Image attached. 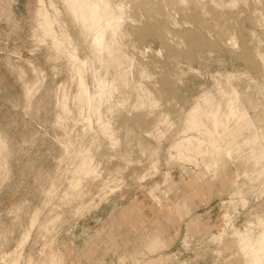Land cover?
Here are the masks:
<instances>
[{
  "label": "rangeland",
  "instance_id": "374dc122",
  "mask_svg": "<svg viewBox=\"0 0 264 264\" xmlns=\"http://www.w3.org/2000/svg\"><path fill=\"white\" fill-rule=\"evenodd\" d=\"M42 1L71 57L38 0H0V264H245L264 234V0H121V52L90 63L81 1ZM96 68L128 85L98 104ZM225 100L254 125L228 119L232 154L197 159Z\"/></svg>",
  "mask_w": 264,
  "mask_h": 264
},
{
  "label": "bare ground",
  "instance_id": "6f19581e",
  "mask_svg": "<svg viewBox=\"0 0 264 264\" xmlns=\"http://www.w3.org/2000/svg\"><path fill=\"white\" fill-rule=\"evenodd\" d=\"M69 1H71V0H63V2H67V3H69ZM76 1L77 0H75V3H76ZM78 1H81V2H77L78 3V5H77V3H76V5L77 6H75V7H77L76 8V10L77 9H80V11H81V6H80V4H82V7H84L85 9H86V15H84L85 14V12L83 11V8H82V14H83V16H82V26L85 28V32H87V34L90 36V38H91V42H90V53H89V55L87 56V58H86V60H85V63L87 62H89V61H92V57L95 59V58H97L98 60H102L103 58H100L99 59V56L101 55H98V53L100 52V51H102V52H105L106 54H108V57H110V58H114V56L116 55V53L117 54H120L119 52H121L119 49H120V45H119V47L117 46V42L118 41H116V39H115V37L117 36V35H119L121 32H122V26H123V23H122V11H123V3L121 2V0L120 1H117V2H113L112 0H78ZM72 2V1H71ZM70 2V3H71ZM74 2V1H73ZM45 3V1H42V0H38V8H37V16H38V26H39V28H41L40 30H42V32H43V36L45 37H50L51 38V42H52V45H53V47L57 50V51H60V52H63V53H66V54H69L68 53V49H67V47H68V45H70L71 44V38H70V36H65L64 34H58L57 33V31H56V28H55V25H56V23H57V21L58 20H56V18H57V16H56V14L58 13L57 12V10H54L55 9V7L54 8H52L53 6H51L50 5V7L53 9V11H54V13L52 14L51 13V11L49 10V8H48V6L47 5H45L44 4ZM72 4V3H71ZM68 6L70 5V4H67ZM74 5V4H73ZM72 6V5H71ZM68 7V11H70L71 13H73L72 15H74L75 16V14L77 13V12H79V10L78 11H76L75 10V8H73V7ZM79 6V7H78ZM84 9V10H85ZM56 11V12H55ZM76 11V12H75ZM81 14V15H82ZM73 16V17H74ZM72 17V18H73ZM76 17L77 18H79L80 17V15H79V17L76 15ZM58 19V18H57ZM79 19V20H80ZM74 20H75V18H74ZM80 20V21H81ZM82 27V29H84ZM87 30V31H86ZM83 31V30H82ZM81 31V32H82ZM35 32V31H34ZM42 32H41V34H42ZM37 33V32H36ZM84 33V32H83ZM66 34V33H65ZM34 35V34H33ZM119 38V37H118ZM117 38V39H118ZM103 50H105V51H103ZM101 52V53H102ZM103 54V53H102ZM105 56V55H104ZM107 56V55H106ZM105 56V57H106ZM118 56V55H117ZM117 56H115V57H117ZM69 57H71L70 56V54H69ZM101 57V56H100ZM76 58H77V56H76ZM75 58V61H77V59ZM107 58V57H106ZM110 58H107V59H109L108 61H110ZM113 58L111 59V60H113ZM74 59V58H73ZM107 59H105L104 58V60H102V61H107ZM83 63V62H82ZM90 63V62H89ZM102 63V62H101ZM103 64V63H102ZM83 65H84V63H83ZM85 65H87V64H85ZM84 65V66H85ZM104 65H105V62H104ZM88 66V65H87ZM93 66V65H92ZM86 67V66H85ZM89 67V66H88ZM107 67V66H106ZM105 67V68H106ZM109 67V66H108ZM111 68V67H110ZM89 69V68H88ZM91 69V72H92V68H90ZM107 69V68H106ZM97 70H99L98 68H96V70H95V73L93 74L92 73V76H94V78H95V80H96V90H95V94L93 93V94H91L90 93V96H94L96 99H97V102H98V104L99 103H102L103 102V100L105 101L106 99H109L108 97L110 96V94L112 93V92H116L115 90H119V88H120V86L121 85H125L126 84V82H125V84H122L125 80H126V77L124 78L121 74H118V75H116L115 74V72H114V76L112 77V79H110V80H107L105 77H109V76H107L108 75V73H106L107 75L105 76V77H102V75H101V77H99L100 75L99 74H97L96 73V71ZM108 70H109V68H108ZM108 70H107V72H108ZM111 70V69H110ZM80 71V70H79ZM99 73V72H98ZM81 75V74H80ZM78 76V84H80L79 86H81L80 88H83L84 86H85V88H86V84H84L85 82L83 81V79H82V76ZM99 75V76H98ZM125 75V74H124ZM104 76V75H103ZM93 78V79H94ZM109 79V78H108ZM125 79V80H124ZM123 81V82H122ZM95 83V82H94ZM128 83V82H127ZM121 84V85H120ZM126 85H128V84H126ZM262 89V88H261ZM82 90V89H81ZM80 90V91H81ZM83 92H84V90H82ZM85 91L86 92H84L83 94H85V93H87V94H85V95H88L89 96V93H88V91L85 89ZM232 91V90H231ZM230 91V92H231ZM236 90H234V92H235ZM238 91V90H237ZM237 91L235 92V93H233V95H232V93H231V95L233 96V97H231V95L229 96V98H233V99H235L234 101H238V102H240V95L239 94H241V93H238L237 94ZM250 91V90H249ZM229 93V92H228ZM81 94H82V92H81ZM81 94H80V96H81ZM146 94H147V92H146ZM150 94L151 93H149L148 94V96H150ZM244 94V93H243ZM261 94H262V92H261ZM85 95H82L83 97L85 96ZM113 95V94H112ZM239 95V96H238ZM82 96H81V98H82ZM90 96H89V98H87V99H93L92 97L90 98ZM147 96V95H146ZM146 96H144L145 98H147ZM113 97V96H112ZM144 97H142V99H143V101H142V103H139L140 105L141 104H143V103H145V98ZM151 97V96H150ZM264 97V96H263ZM80 98V99H81ZM110 98H111V96H110ZM149 99V98H148ZM227 99H228V97H227ZM226 99V100H227ZM110 100V99H109ZM125 100V99H124ZM153 100H155V98L153 99ZM152 100V101H153ZM225 100V101H226ZM229 100V99H228ZM230 100H232V99H230ZM242 101H243V99H241ZM258 100V99H257ZM100 101V102H99ZM102 101V102H101ZM108 101V100H107ZM106 101V102H107ZM140 101V102H141ZM221 100H219V102H220ZM224 101V102H225ZM234 101H231V102H233L234 103ZM249 101H251V100H249ZM89 102H91L90 100L88 101V103ZM93 102V101H92ZM96 102V101H95ZM94 102V103H95ZM155 102H156V100H155ZM154 101H153V103H155ZM219 102L216 104L217 106L219 105L220 107H222L221 105L222 104H219ZM227 102H230V101H226L225 103H227ZM230 102V103H231ZM238 102H236V103H238ZM247 102V101H246ZM262 102V101H261ZM152 103V102H151ZM152 103V104H153ZM221 103V102H220ZM230 103H228V104H225L226 105V109H224V110H226V113L224 112L223 114L221 113V115H223V116H225V118H221L220 119V116L221 115H219L220 114V111L219 110H222L223 109V107H222V109H220V108H218V107H216V108H218L217 110L219 111V113H218V111H217V113H218V117H217V113H216V109L215 108H213V109H215V110H213L214 111V115H213V113H211V116L213 117V119H212V117L209 115V113L211 112H207L206 114L207 115H209V116H206V117H210V120H211V122H209V121H207L206 120V122H208V123H210V127H209V129H207V128H205V131H208V133H206V134H208V135H210L209 137H211V136H218V137H216V139L217 140H211V138L209 139V140H211L212 142L213 141H216V144L218 145L219 144V142L217 143V141L218 140H222V142H221V144H219L218 145V147L216 146L215 147V145L216 144H214L213 146H210V145H212V144H210V143H208L209 144V146L210 147H206V146H208V144L205 146L206 148H209V149H207V151L206 152H203V151H201L200 150V152H202V153H200L199 151L198 152H196V153H199V155H196V157H197V159L198 158H200L201 156H204V155H211L212 156V154L214 155V153H218V155H219V153L220 152H222V151H225V153L227 154V155H231L232 154V150H233V148H232V150H231V146H232V142H233V139L235 138H233L232 137V135H233V132L235 131V130H233L230 126V124H229V126L227 125H225V123L227 122V120L228 119H230L228 122L230 123V121H231V119L232 118H237L239 121L243 118L244 120L242 121L243 123H244V121L248 124L249 122H250V118H249V115L247 114V111L245 110V108H244V110H245V112L244 111H242L243 113H244V115H242V114H240L241 113V111L239 112V114H238V112H237V110H240L239 109V106H238V104H237V106H238V108H237V106H235L236 105V103L235 104H233V103H231L232 105H229ZM251 103V102H250ZM250 103H247L248 105L250 104ZM157 104V103H156ZM252 104V103H251ZM92 105V104H91ZM96 104H94L93 105V109H96V110H94V113L96 112V116H97V114L99 113V112H101L100 110H99V112L97 113V107H98V105H97V107L96 108H94V106H95ZM215 105V106H216ZM227 105H228V107H227ZM245 105V104H244ZM262 105V104H261ZM263 106H264V103H263ZM236 108H237V110H236ZM248 108H249V106H248ZM98 109H99V107H98ZM251 109V108H250ZM255 109V108H254ZM241 110H243V108L241 109ZM252 110V109H251ZM258 110V109H257ZM223 111V110H222ZM221 111V112H222ZM261 112V111H260ZM102 113V112H101ZM100 113V114H101ZM246 113V114H245ZM238 114V115H237ZM237 115V116H236ZM236 116V117H235ZM260 116V115H259ZM222 117V116H221ZM242 117V118H241ZM241 118V119H240ZM97 119V118H96ZM255 119V118H254ZM98 124H100L102 127L101 128H103V130H104V128L106 129L107 127V123H108V121L106 122L105 120H103L102 119V114L101 115H98ZM209 120V119H208ZM203 120H201V122H202ZM262 121V120H261ZM97 122V121H96ZM225 122V123H224ZM232 122V121H231ZM252 122V121H251ZM250 122V123H251ZM203 123V122H202ZM208 123H206V124H208ZM212 123V124H211ZM223 123V124H222ZM253 123V125H254V122H252ZM196 124V123H195ZM204 124V123H203ZM227 124V123H226ZM262 124V123H261ZM225 125V126H224ZM237 125V124H236ZM249 125V124H248ZM247 125V126H248ZM99 126V125H98ZM109 126V125H108ZM206 126V125H205ZM208 126V125H207ZM246 126V127H247ZM250 126V125H249ZM256 126H257V124H256ZM256 126H255V128H256ZM220 127H222V128H220ZM230 129H229V128ZM237 128H238V125L236 126ZM251 127V126H250ZM261 127V126H260ZM259 127V128H260ZM221 130H219V129ZM207 129V130H206ZM253 129V128H252ZM261 129V128H260ZM102 130V129H101ZM107 130V129H106ZM259 130V129H258ZM262 130V129H261ZM264 130V129H263ZM105 131V130H104ZM249 131V130H248ZM252 132H253V130H252ZM240 133V132H239ZM238 133V134H239ZM242 133V132H241ZM235 134V133H234ZM254 134H255V131H254ZM236 135H237V133H236ZM249 135V134H248ZM247 135V136H248ZM257 135H258V133H257ZM261 135H263L264 136V132H263V134H261ZM238 136V135H237ZM245 136H246V134H245ZM251 136V135H250ZM208 137V138H209ZM219 138V139H218ZM233 138V139H232ZM4 138H2V137H0V140H1V142H2V140H3ZM214 139H215V137H214ZM238 139V138H237ZM209 140H208V142H209ZM247 142H250L249 144H251V143H256L257 141H258V143H259V140H258V136H252V138L251 137H248V138H246L245 139ZM263 140V139H262ZM5 141V140H4ZM3 141V142H4ZM246 141H244L243 140V142H245V143H247ZM261 142L262 141H260V144L258 145V147H257V149H255L254 150V147L252 148L253 150H250L251 152H252V156L250 155L249 157H254V159H260L261 157L262 158H264V146H262L263 144H261ZM264 142V141H263ZM5 144H7L6 143V141L4 142ZM214 143V142H213ZM248 144V143H247ZM4 145V144H3ZM90 145H92V144H90ZM253 145V144H252ZM251 145V146H252ZM248 146V145H247ZM257 146V145H256ZM205 147L203 148V149H205ZM87 149L88 150H90L88 147H87ZM179 148H178V151H176L177 153L179 152ZM205 151V150H204ZM195 153V154H196ZM224 153V152H223ZM224 153V155H226ZM221 154V153H220ZM217 155V154H216ZM188 156H190L191 157V155H188ZM188 158L189 160L191 159V161L193 160L192 158ZM193 157H194V155H193ZM196 157L194 158V160L196 159ZM256 157V158H255ZM213 158H214V156H213ZM250 158V159H251ZM260 159L261 161H263V159ZM186 159H187V157H186ZM196 159V160H197ZM212 159V158H211ZM203 160V159H202ZM213 160H215V159H213ZM230 160V159H229ZM231 160H232V158H231ZM230 160V161H231ZM255 161V160H254ZM202 162V161H201ZM213 162V161H212ZM257 162H260V161H257ZM199 163H200V161H199ZM215 163H216V161H215ZM214 162H213V164H214V166H215V168H216V164H215ZM190 166V165H189ZM199 166V164L197 163V166L196 167H198ZM201 166V165H200ZM208 165H206V168H208L207 167ZM205 167V166H204ZM191 168V167H190ZM205 168V169H206ZM215 168H214V170H215ZM192 169V168H191ZM225 169V168H224ZM208 170H209V168H208ZM210 171V170H209ZM264 171V170H263ZM208 173H210V172H208ZM226 173V172H225ZM187 175H189V174H187ZM260 175V174H259ZM264 175V174H263ZM261 176V175H260ZM259 176V177H260ZM258 179V178H257ZM264 182V181H263ZM262 182V183H263ZM232 187H233V185H232ZM261 188V187H260ZM234 190V189H233ZM232 190V191H233ZM235 193V192H234ZM233 193V194H234ZM263 194V193H262ZM230 195V194H229ZM236 197V196H235ZM260 197V196H259ZM158 198V197H157ZM242 198V197H241ZM159 199V198H158ZM243 199V198H242ZM247 202V201H246ZM245 202V203H246ZM241 203H242V201H241ZM244 204V203H243ZM246 205H247V203H246ZM246 207V206H245ZM238 209V208H237ZM227 213V212H226ZM223 215V214H222ZM225 218V217H224ZM229 223V222H228ZM227 223V224H228ZM246 228V227H245ZM247 229H249L248 228V226H247ZM248 230H246V232H247ZM250 231H252V230H250ZM249 231V232H250ZM263 231V233H264V230H262ZM262 231H260V232H262ZM244 232H245V230H244ZM248 233V232H247ZM249 234V233H248ZM251 234V233H250ZM249 234V235H250ZM245 235H247V234H245ZM249 235H247L248 237H249ZM259 235V237H260V240H259V242L261 243V247H260V245H259V242L257 243L258 245H256V242H255V240L256 241H258V239H257V237H255V239L254 238H252V239H254V243L252 244V245H255V246H259L260 248H258V247H253L250 243H249V239H251V238H248L247 236H246V238H248V239H246L248 242H246V243H244L245 244V246L247 247L248 245H247V243H249L250 244V246H249V248L251 247L252 249H253V255L251 256L250 254H248V261L245 263V264H264V234L261 236L260 234H258ZM257 235V236H258ZM256 236V235H255ZM253 237V236H252ZM251 239V240H252ZM245 240V239H244ZM243 240V241H244ZM252 242V241H251ZM244 248V247H243ZM248 248V247H247ZM250 248V250L251 251H249V253L250 252H252V249ZM254 248H256V249H254ZM263 248V249H262ZM246 250V249H245ZM244 250V251H245ZM262 250H263V252H262ZM248 253V252H247ZM246 253V254H247ZM245 254V255H246ZM249 255H250V257H252V259H250L249 258ZM247 256V255H246ZM13 260V259H12ZM15 260V259H14ZM13 260V261H14ZM247 260V259H246ZM250 260V261H249ZM10 262V264H15L17 261H14V262Z\"/></svg>",
  "mask_w": 264,
  "mask_h": 264
},
{
  "label": "crops",
  "instance_id": "0c3cea01",
  "mask_svg": "<svg viewBox=\"0 0 264 264\" xmlns=\"http://www.w3.org/2000/svg\"><path fill=\"white\" fill-rule=\"evenodd\" d=\"M51 45H52V42H51ZM155 239H156L155 241L159 240V239H157V238H155Z\"/></svg>",
  "mask_w": 264,
  "mask_h": 264
}]
</instances>
